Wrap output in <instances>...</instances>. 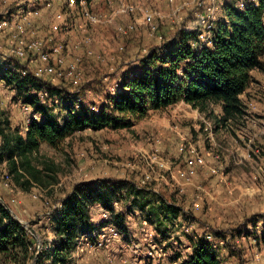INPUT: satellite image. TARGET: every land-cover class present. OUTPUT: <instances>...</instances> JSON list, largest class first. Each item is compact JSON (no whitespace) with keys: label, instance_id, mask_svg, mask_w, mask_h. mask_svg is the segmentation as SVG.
Returning a JSON list of instances; mask_svg holds the SVG:
<instances>
[{"label":"rangeland","instance_id":"rangeland-1","mask_svg":"<svg viewBox=\"0 0 264 264\" xmlns=\"http://www.w3.org/2000/svg\"><path fill=\"white\" fill-rule=\"evenodd\" d=\"M19 1L21 5L15 6ZM44 1L0 0V20L4 12L9 16L19 6L22 10L38 9ZM190 1L183 2L182 6ZM235 1L238 4L243 0ZM90 2L87 10L91 13L110 15L93 8ZM60 8L63 11L55 4L50 9L53 12L43 17L48 25L39 28L38 34L42 38L53 32V43L66 44L65 60L59 66L65 73H69V66L76 58L80 63L67 80L51 85L47 77L36 78L42 88L30 90L31 96L37 100L35 105L58 123H62L68 112L76 113L80 108H87L90 113L99 112L107 104V97L119 91L123 80L141 69L146 55L168 48L177 30L188 27L199 32V16L204 13L199 9L194 14L188 12L169 15L168 18L161 17L155 10L135 9L132 13L117 15L111 23L89 25L91 43L84 46L79 30L82 22L79 10H69L63 4ZM143 12L153 16L154 32L142 22ZM58 16L65 18L64 27L59 26L60 19L55 18ZM220 16L221 13L216 18ZM170 17L173 24L160 23V20H169ZM130 25L133 29L127 31ZM47 26L51 29H46ZM56 26L58 29H53ZM142 30L147 33L145 38L139 34ZM129 34L138 38L132 46L127 42ZM32 38L36 39L35 35ZM4 47L0 42V66L18 65L12 59H3L1 52L6 50ZM31 66L28 62L18 65L21 69ZM24 98L22 95L19 100L16 91L5 85L0 92V112L12 119V128L21 132V123L15 121V113L19 111L26 122L19 109ZM210 110L214 114L219 112L217 106L210 107ZM255 112L256 115H246L233 132L221 133L225 141L219 143L221 147L213 138L210 122L184 103L165 111L149 112L130 129L86 130L66 138L58 149L43 145L34 159L38 163L51 160L56 166V180L35 198L36 190L28 193L14 191L2 167L0 196L18 219L37 233L36 238L29 234L33 245L24 258L19 257L17 264H32L39 246L40 254L34 264H50L43 254L56 240L53 226L50 227L55 208L75 184L107 178L130 179L141 186L148 185L154 192L174 200L198 222L179 218L176 225L167 226L164 238L169 243L161 244L153 227L141 226V215L138 212L127 214L125 205L121 203L115 207V212L125 215L126 230L124 225L123 231L119 228L125 238L108 249H85L69 260V264H173L177 257L173 255V242L177 241L181 251L188 234L197 238L208 234L207 242L216 246L214 249L222 264H264V119L260 123L261 117L257 115L262 110ZM191 150L202 158V164L188 165L192 158ZM146 176H149L148 180ZM193 204H197V208ZM91 221L96 228L102 222L101 214L91 210ZM0 264L16 263L0 260Z\"/></svg>","mask_w":264,"mask_h":264},{"label":"trees","instance_id":"trees-1","mask_svg":"<svg viewBox=\"0 0 264 264\" xmlns=\"http://www.w3.org/2000/svg\"><path fill=\"white\" fill-rule=\"evenodd\" d=\"M90 1L86 0L87 4ZM222 14L224 20L215 21L210 30V45L199 49L196 31L181 27L167 49L145 56L141 69L123 80L119 91L107 97V104L99 112L80 108L76 113L68 112L62 123L35 105L37 100L30 90L38 91L42 86L30 72L21 75L20 71L27 67L21 69L18 67L21 64L11 63L3 66L7 68L3 72L0 66L4 85L16 91L19 100L25 96L23 103L40 117L39 122L30 121L23 134L12 128L9 118L0 112V171L4 167L10 185L28 193L34 188L44 190L55 182V164L49 159L42 163L34 159L43 145L58 149L66 138L86 130L130 129L149 112L165 111L178 103L203 115L212 124L213 134L220 130L233 132L247 115L240 97L252 82L251 73H264V0L243 9L230 0L223 6ZM212 106L220 108L219 116L210 110ZM60 203L61 208L52 220L56 240L43 254L50 264L69 262L78 239L94 229L91 221L94 206L111 213L118 228L122 230L124 225L126 230L125 215L115 212V205L124 204L127 214L138 212L153 227L161 244L169 243L164 238L167 226L176 225L179 218L198 222L165 194L130 179L77 183ZM29 234L0 203V260L17 264L19 257L24 258L33 245ZM187 239L190 242L187 253L184 249L180 251L174 241L173 255L177 257L173 263L222 264L216 250L204 238Z\"/></svg>","mask_w":264,"mask_h":264},{"label":"built area","instance_id":"built-area-1","mask_svg":"<svg viewBox=\"0 0 264 264\" xmlns=\"http://www.w3.org/2000/svg\"><path fill=\"white\" fill-rule=\"evenodd\" d=\"M169 3H173V0H168ZM230 0H191L184 6H194L202 9L203 15L199 16V22L197 28L201 30H195L198 39V48L203 45H210V30L215 21L216 16L222 13L223 6ZM53 4L64 5L67 9L77 8L81 14L82 22H80L79 30L83 35L82 44L88 46L91 43V38L88 35V26L97 23H111L117 15L132 13L136 8L132 5L121 4L110 15L98 16L88 11V4L86 0H45L41 7V10H49ZM257 0H243L238 3V7L243 9L248 5H256ZM181 6L176 9L174 16L178 15V12L184 7ZM40 9L25 8L19 13L14 14L9 18H3L0 20V34H7L9 37L8 47L6 48L5 57L14 60V62L22 65L23 62H28L32 65L30 68L20 71L24 76L27 73H31L35 78L47 77L51 85H56L58 81L67 80L71 73L75 70L76 65L80 63V59L76 58L74 63L69 66V73H65L61 67L64 62L62 55L66 51V44L53 43L52 39H34L33 37V21L40 16ZM142 22L149 27L151 32L156 30L153 25V16L143 12ZM179 20V18H178ZM58 29V27H53ZM132 25L127 27V31L132 30ZM89 54V52H87ZM6 67H3L2 71L5 72ZM4 86V81L0 75V92ZM20 111L25 116L26 124L30 121L39 122L40 117L35 115L33 109L24 103L20 104ZM192 158L188 161L189 166L202 164V158L195 154L193 150L190 151ZM146 180L149 176L145 177ZM12 187V186H10ZM13 188V187H12ZM14 191L18 192L17 189ZM36 195H41L44 190L34 188ZM193 207L197 208V204H193ZM61 208V203L55 208L54 213L50 221V227H52L53 216ZM102 222L94 228L90 233L81 236L77 241V246L74 253L70 256L69 260H72L78 253H82L85 249H108L110 246L119 242L125 238L122 231L112 219V215L109 212L103 211L101 213ZM141 226H149L148 223L141 217ZM127 225V222H126ZM176 246V243L173 242ZM137 254V252H134ZM122 263V262H121ZM69 264V262L67 263ZM138 264V263H135Z\"/></svg>","mask_w":264,"mask_h":264},{"label":"crops","instance_id":"crops-1","mask_svg":"<svg viewBox=\"0 0 264 264\" xmlns=\"http://www.w3.org/2000/svg\"><path fill=\"white\" fill-rule=\"evenodd\" d=\"M167 1L168 0H91L90 4L92 3L93 8L97 7L99 11L101 10L100 11L101 13H105V14H107V13L111 14L119 5L127 4V5L135 6L136 9H138L139 11L142 10V9L155 10V11H158V13L161 15V17H168L169 18V15L170 16L175 15L176 9H179L183 5L182 3L183 2L186 3L188 0H173V3H171V4H168ZM18 5H21L20 1L17 4H15V6H18ZM54 5L55 4H53V6ZM60 5H58L59 9L61 11H63V9L60 8ZM41 7H39L38 9L41 10ZM17 9H18L17 11H15L14 13H11V15H9V16H8L7 12H4L3 16L1 17V19L9 18V17L13 16L14 14L19 13L22 10V9H20V6L17 7ZM35 9H37V8H35ZM50 9L49 10H41L40 11V16L38 18L34 19V21H33V27H34L33 30H35V32H36V34L34 33L33 35H35L36 39H38V38L42 39L43 37H47L46 39L51 40L52 39V35H54V33L50 32V30H49L50 33L48 34V35H50V37H48V35H46V36L44 35V36H42V38H40V36L38 34L39 33V31H38L39 28H43L44 25H48L47 23L44 22L43 17L48 15L49 12H53L52 10L50 11ZM190 11H193V12H190ZM196 11H199V8L186 7L184 9H182L180 12H178V15L186 14L188 12L194 14V13H196ZM131 16H133V15H131ZM55 18L60 19V20H58V21H60L59 22L60 23L59 26L64 27L65 18H63V16H58V17H55ZM125 18H127V17H125ZM171 20H172L171 17H170L169 20L164 18L163 20H160L161 21L160 23L162 25L163 24L164 25H170V23H172V24L174 23L173 20L172 21ZM217 20H224V17H223L222 13H221V16L217 18ZM47 27L48 28H46V29H51L50 26H47ZM44 28H45V26H44ZM164 29L168 30V28H163V30ZM185 29L192 30V28H188V27H185ZM59 31H60V28H59ZM139 34L144 36V38H145L147 33L145 32V30H142V31H140ZM128 37H130V38H127V42H128V44L130 46L135 44V40L138 39L135 34H129ZM0 42L5 46L4 47V50H5L8 47V42H9V37L7 36V34H0ZM5 52H6V50L1 52V55H2L3 59H5ZM63 57H64V54L62 55V58ZM63 60H65V59L63 58ZM251 76H252V82L250 83V85L248 86V88L246 89L244 94L241 95L240 98H241L242 102L244 103V105L246 107V114L247 115L250 114V113H253L254 115H256L255 111H261V110L263 111L262 113L257 114L258 117H261V122L260 123H262V120L264 119V73H260V72L254 71V72L251 73ZM215 115H217V116L220 115V108H219L218 114H215ZM9 120L12 121L11 118H9ZM15 121H20L21 125L19 127H22L23 132H21V133L24 134L26 132V130H27L26 129L27 128V124H26V122L23 121V118L21 117V114H19V111L15 113ZM262 125L264 126V122L262 123ZM222 132H226V131L220 130L218 132H215L216 134H213V138L216 140V142L219 145V147H220V144H219L220 142H223V143L225 142L222 139V137H221V133ZM226 133H228V132H226ZM117 179H120V178H117ZM33 190L34 189H32L31 191H33ZM70 190H71V188L68 191L70 192ZM68 191H67V193H69ZM116 206L117 205H115V207ZM91 210H93V212H95V213L99 212V214H101L100 211H102L99 206H94ZM187 238H192V240H196L197 237H195V236L192 237L191 235L188 234L186 239ZM203 238H204V240L207 241V239L209 238L208 234H206V237H203ZM208 243L212 245L211 242H208ZM189 246H190V242L187 239L186 242L184 241V244H183V248H184L183 252L184 253L189 252ZM212 247L215 248L216 246L212 245ZM179 263H180V261H179ZM173 264H175V263H173Z\"/></svg>","mask_w":264,"mask_h":264},{"label":"water","instance_id":"water-1","mask_svg":"<svg viewBox=\"0 0 264 264\" xmlns=\"http://www.w3.org/2000/svg\"><path fill=\"white\" fill-rule=\"evenodd\" d=\"M0 203L2 204V206L6 209V211L12 216V218L19 223L24 229H26L33 237L36 238L37 233L32 229L31 226H29L28 224H26L25 222H22L21 220L18 219V217L10 210V208L6 205V203H4V201H2V199L0 198ZM39 251H40V246L38 247V252L36 253L35 257L33 258V262L32 264H34L39 256Z\"/></svg>","mask_w":264,"mask_h":264}]
</instances>
